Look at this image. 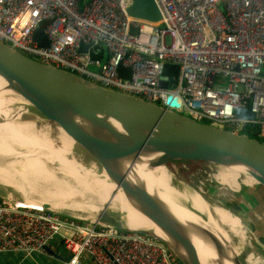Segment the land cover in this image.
<instances>
[{
  "label": "built area",
  "instance_id": "1",
  "mask_svg": "<svg viewBox=\"0 0 264 264\" xmlns=\"http://www.w3.org/2000/svg\"><path fill=\"white\" fill-rule=\"evenodd\" d=\"M130 2L0 0V43L151 103L165 106L171 95L176 110L197 122L264 137V0H155L162 19L141 21L135 34ZM40 21H47V45L33 38ZM166 67L177 68V76L164 87ZM241 108L255 117L238 116ZM23 201L0 197V252H44L58 238L69 253L65 264H80L83 254L95 264H177L155 237Z\"/></svg>",
  "mask_w": 264,
  "mask_h": 264
},
{
  "label": "water",
  "instance_id": "2",
  "mask_svg": "<svg viewBox=\"0 0 264 264\" xmlns=\"http://www.w3.org/2000/svg\"><path fill=\"white\" fill-rule=\"evenodd\" d=\"M130 1L127 13L131 18V34L137 32L141 21L159 23L162 19L155 0ZM33 38L39 45L48 44L41 28L34 31ZM87 47L80 43L78 50L86 51ZM118 72L128 77V70L119 68ZM172 80L164 75L161 85L170 86ZM5 94L20 98L37 121L53 123L89 155L105 178L122 193L129 208L151 226H128L109 209L110 201L99 210L92 223H105L155 237L170 248L181 264H206L200 253L201 246L215 254V264H246L216 222H207L206 216L189 208L198 216V221H179L165 203L168 201L172 208H177L175 201L166 195L160 198L150 193L141 176L165 166L168 181L173 180L187 191L189 186L176 177L168 163L204 161L251 176L254 185L264 188V143L257 137L197 122L176 110L180 103L171 95H167L165 106L151 103L104 88L0 43V95ZM244 114L250 119L255 117L246 108L237 112L238 116ZM192 191L201 197L212 218L208 201L197 190ZM43 206L54 209L47 203ZM122 211L127 215L126 210ZM44 251L56 255L48 246Z\"/></svg>",
  "mask_w": 264,
  "mask_h": 264
},
{
  "label": "rangeland",
  "instance_id": "3",
  "mask_svg": "<svg viewBox=\"0 0 264 264\" xmlns=\"http://www.w3.org/2000/svg\"><path fill=\"white\" fill-rule=\"evenodd\" d=\"M46 22L47 21H40L38 27L43 28V25L46 24ZM5 96L8 98L11 95L7 96V94H5ZM21 107L26 108V103L20 98L15 99L8 105L10 111H8L6 115L0 114V122L6 120L12 121L14 123H30L31 130L29 132V136L38 140L49 141L54 150L52 147L46 148L43 146L31 145V147H24L22 145H18L15 141H11L8 138L3 137L7 142H9L7 144L14 148L18 152V154H14L11 152L3 154L0 153V166L13 168L12 170H9L12 176V180L23 181V174L29 171V167L26 164L27 161H29V158H33L32 160L43 162L48 171V174L43 175L48 179V181L45 183L42 182L43 184L40 186L39 182L36 183L38 187L35 188L40 192H42L45 187L46 189L49 188V191L53 192H56L57 189H59L58 192H60L63 188L74 191L75 195L66 198L65 201L54 202L53 208L63 216H73L76 218L80 217L84 223L91 222L99 212V210L102 209L104 205H106L108 197L113 193V189H111L110 192L107 191L106 193L109 194V196L106 197V194L104 196V189L100 190V184L102 183L101 181L106 183L111 181L105 178L101 168L96 164V162L80 147L72 143V140L65 136L53 123L47 120H43L42 122H37L35 124V115L22 110ZM55 148L57 150H61H59V152H56ZM63 150H66V152H68L67 154H64L65 160H63L62 156L57 155L58 153H60V151ZM32 152L35 154L28 155V153ZM59 161H61V163ZM69 163H71L70 166ZM4 164L7 165L4 166ZM168 167L173 171L176 177H178L183 183L189 186L190 190L195 189L199 194L201 193L202 195H200L204 197L211 206H221L218 207V210L221 211V213H226L227 215H230L231 212L227 211L226 208L223 207L222 201L218 200L217 197L214 196L215 191L221 189L227 192H231L233 190V192H235L238 196H241L248 190L253 189L251 187L254 185L252 181H248V177L245 174L237 172L238 185L228 186L223 182L222 174L232 170L204 161H190L187 163L186 161H171L168 163ZM17 173L20 175V177L17 175ZM0 181L3 182V185L0 186V191L4 190L8 193L14 192L7 181ZM24 183L28 184V182L26 181H24ZM169 184L170 187L178 193L177 199L179 202H188V200H186V195L184 192L186 190L178 187L173 180H170ZM211 188L216 190L213 191L211 190ZM98 191L100 192V197L98 196ZM13 194L16 197H23L22 195L17 196L15 192ZM258 199L260 200L259 204H257V202L252 204L251 209L254 213H258L259 211L264 209V195H260ZM210 205L209 208L212 212L213 218H215V222L219 225L221 230L226 234L230 242L236 248L239 258L246 264H264V256L261 257V253L253 250L252 244L249 240L250 232L248 231V229H246L245 225L240 222L239 227H236V229L238 230L237 232L233 227L222 222L219 215L212 211L213 207H211ZM258 205L260 206V208L258 207ZM109 209H111L116 216H120L125 220L126 213L120 210L118 203H110ZM204 215L207 218V212ZM231 217H234V215L232 214ZM247 217H250L249 212L247 214ZM234 220L236 219L234 218ZM261 220H263V218H261ZM250 221L253 230L259 234L260 238L264 239V227H262L256 221L253 222L251 218ZM59 241L60 240L58 238H55L51 242L52 246ZM62 251L67 257L69 256L67 251ZM250 255H252V258H250ZM172 260L177 264H181L174 254L172 256Z\"/></svg>",
  "mask_w": 264,
  "mask_h": 264
},
{
  "label": "bare ground",
  "instance_id": "4",
  "mask_svg": "<svg viewBox=\"0 0 264 264\" xmlns=\"http://www.w3.org/2000/svg\"><path fill=\"white\" fill-rule=\"evenodd\" d=\"M11 96L7 98L5 95H0V114L6 115L7 112L10 111V109L8 108V105L10 103H12L15 99H17L16 97H14V96L11 97ZM21 109L24 111H27V109L24 107H21ZM19 113H20V111H19ZM3 121L0 122V153L3 154V153H10L11 152L14 154H18V152L14 148H12L11 146H9L7 144L9 142H7L3 137L8 138L11 141H15L18 145H22L24 147H31V145L32 146H43L46 148L52 147V145L49 143V141L38 140V139H35V138H32L29 136V132L31 130V124L30 123L29 124L28 123H14L12 121H6V120H3ZM53 150H54V148H53ZM59 150H61V149H59ZM59 150H57L55 148L56 152H59ZM48 151H49V149H48ZM67 153L68 152H66V150H63V151H60V153H58L57 155L62 156L63 160H65L64 154H67ZM25 154H27V153H25ZM49 155H51V154H49ZM32 159L33 158H29L28 159L29 161H27V163H26L29 167V172H34L37 175H42L45 178L44 183L47 182L48 179L43 175V174H45V175L48 174V171H47L45 164L43 162L32 160ZM59 162L61 163V161H59ZM70 164L71 163H69V166H70ZM67 166H68V164H67ZM154 171H155V173H151V174L149 172H146L144 175L141 176V180L144 182L147 190L150 193H153V194L156 193L158 196H160V198H162L163 196L166 195V198H168L170 200L172 199L175 201L177 208L176 207L172 208L168 201H166L165 203H167L169 205V207L171 208V213L179 221H181V222L198 221V216H196L193 213V211H191V210L197 211V212H199L198 214L200 216L205 217L204 214L206 213V208L203 205L201 197L198 194L194 193V191H192L190 189L187 191H184L185 195H186L185 196L186 200H188V202H185V203L179 202L177 199L178 193L173 188L170 187V184L168 181L169 179L166 175V167L165 166L164 167H157V168H155ZM24 174H26V173H24ZM152 174L154 176H152ZM24 176H27V174ZM11 177H12L11 173L5 167L0 166V180L7 181L8 183H12L13 185H16V182L14 180H12ZM25 180L28 182L27 190L31 193H36L37 189L35 188L34 182L28 181L27 177H25ZM222 180L228 186H230V185L237 186L238 185L237 172L227 171V173H223L222 174ZM248 181H254V179L251 176H249ZM101 182L103 184L102 183L100 184V190L104 189V196L107 193V191L110 192V190L113 189L112 195L109 196V194H106L107 195L106 197L109 196L108 201H110V203H115V204L118 203L120 210H126L127 211L126 220L123 219V221H125L128 224V226H130L132 228L150 227L151 226L150 223L144 217L139 215L133 209L129 208V206L127 205V203H126V201L122 195V193L118 189H116L115 185L112 182H108V183L103 182V181H101ZM49 190L50 189L49 188L46 189V187L42 190L41 194H42V198L44 199V200H42V202L26 200V201H23V203L29 204V205H36V204L44 203L46 201L47 204H49L50 206H53L54 202L65 201L66 198L75 195L74 191L67 189V188H65V189L63 188L62 191H60V192H58L59 189H57L56 192L49 191ZM97 193H98V196L100 197V192L98 191ZM34 196H37V195H34ZM102 199H105V198H102ZM88 206H90V205H88ZM188 208L191 210H189ZM213 212L216 213L217 215H219L220 220L222 222L230 225L231 227H233L238 232L236 227L237 228L239 227L240 220L238 219V217H236L234 215V213H233L234 217H231V215H232L231 213H230V215H227L224 212L221 213V211L218 210V207H214ZM234 218L236 220H234ZM205 220H207V222L215 223V219L213 217L211 218L210 215H208L207 218H205ZM200 253H201L203 261L205 263L207 262L206 264H215V263H213V260L215 259V254L212 255V253L207 248L201 246L200 247Z\"/></svg>",
  "mask_w": 264,
  "mask_h": 264
},
{
  "label": "crops",
  "instance_id": "5",
  "mask_svg": "<svg viewBox=\"0 0 264 264\" xmlns=\"http://www.w3.org/2000/svg\"><path fill=\"white\" fill-rule=\"evenodd\" d=\"M34 120H35L34 121L35 124L37 122H39V123L42 122V121H37L36 118ZM6 165L7 164H4V166H6ZM6 169L9 171V170H12L13 168L10 167V168H6ZM25 173L27 174V176H23V181H15L16 185L9 183V186L14 190L15 194L17 196L22 195L23 197L14 196V194H13L14 192H10V193H12V195L15 198H19V199H23V200H29V201H40V202H42V200H44V199L42 198L41 192L38 190L36 191V193L29 192L27 190V186H26L27 184H25L24 181H26L25 177H27L28 181H33L35 184V187H38L36 185V183L39 182V186H40L44 183L45 179L43 178L42 175H37L34 172L27 171ZM26 174H23V175H26ZM17 175L20 177V175L18 173H17ZM2 185H3V182L0 181V186H2ZM251 188H253V189H250L247 192L243 193L241 196H239L240 201L239 202L237 201L239 204L242 203L241 204L243 207V212L241 214L242 218L235 215V214L234 215L236 217H238L240 222H242L245 225L246 229L248 228L249 230L252 231L250 233L249 240L252 244L253 250L261 253L260 255L262 257V256H264V239L260 238L259 234L253 230V228L251 226L250 218H251V220H253V222L256 221L262 227H264V224H263L264 209L259 211L258 213H254L251 209L253 203H255V202H257V204L260 203V200L258 198L260 195H264V191L259 190L256 187V185H253ZM235 191H237V190H235ZM232 192H233V190H232ZM6 194H8V192H6L4 190L0 191V197L4 196ZM34 195H37V196H34ZM44 203H47V202L45 201ZM222 205L224 208L227 209V207H225L223 203H222ZM211 207L214 208V206H211ZM218 207H221V206H218ZM258 207L260 208L259 205H258ZM227 210L233 214V212L231 210H229V209H227ZM248 212L250 214V217H247ZM256 217H261V218H263V220H261V218H256ZM247 220H249V221H247ZM245 222H248V223H245ZM50 243H49L48 247L52 251H54L56 253V255H52V254L47 253L45 251L44 252L28 253V254L0 252V264H65V262L67 261L69 256L67 257L63 253L62 250H65V249L63 248L62 243L59 241L53 246H52V243L51 244ZM250 258H252V255H250ZM79 260H80V264H95L92 261V259L86 254L81 255Z\"/></svg>",
  "mask_w": 264,
  "mask_h": 264
},
{
  "label": "trees",
  "instance_id": "6",
  "mask_svg": "<svg viewBox=\"0 0 264 264\" xmlns=\"http://www.w3.org/2000/svg\"><path fill=\"white\" fill-rule=\"evenodd\" d=\"M164 72H165V74L169 75L170 77L176 78V76H177V68H175V67H166ZM239 133H245V134L249 135L250 137H257V139L260 142L264 143V137L258 136V134L253 129H249L246 132H239ZM256 187L259 190L264 191V188L262 186H256ZM211 190L215 191L216 189L211 188ZM214 196H216L219 200H221L222 203L224 204V206L227 207V209L231 210L235 215L242 218V216H241V214L243 212V207L241 205L242 203L241 204L238 203L240 201L239 196L235 192H232V191L227 192L225 190L220 189V190L215 191ZM245 223H248V222H245Z\"/></svg>",
  "mask_w": 264,
  "mask_h": 264
}]
</instances>
